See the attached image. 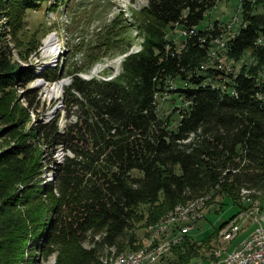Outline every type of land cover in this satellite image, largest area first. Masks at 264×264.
<instances>
[{"label": "trees", "instance_id": "obj_1", "mask_svg": "<svg viewBox=\"0 0 264 264\" xmlns=\"http://www.w3.org/2000/svg\"><path fill=\"white\" fill-rule=\"evenodd\" d=\"M45 1L0 0V117L16 97L15 86L26 87L37 77L50 82L70 77L63 86L64 128L56 115L28 128L21 141L0 154V218L12 208L0 225V251L12 253L5 264L36 262L32 254L24 257L29 235L33 249L55 253L52 264H106L100 255L104 246L114 247L116 256L143 247L136 244L135 222L154 227L178 204L206 194H211L207 204L222 195L239 211L254 200L264 209V44L258 42L264 38V0L243 2L245 26L228 40V59L241 63L234 78L201 69L209 61L210 43L221 32L198 24L222 0H145L131 12V21L117 13L85 49L81 45L90 38L67 43L68 56L37 74L34 64H17L12 49L23 59L38 49L39 29L28 33L26 17ZM60 2H49L46 9L55 10ZM126 21L143 37L137 51L129 52ZM174 30L188 32L180 46ZM112 49L126 54L115 77L85 79L78 74ZM223 82L227 89L219 86ZM37 92L30 87L23 93L27 108L34 109ZM164 93L180 104L167 115L158 112L157 98ZM39 144L50 154L57 147L67 152L53 167V179L43 184ZM20 183L23 190H9ZM243 191L249 192V200H243ZM42 196L50 205L29 214L25 223L15 207ZM143 205L146 210L140 211ZM235 215L201 243L183 235L172 245L174 259L168 264L199 258L202 244ZM97 233L98 239L92 237L86 245L89 234Z\"/></svg>", "mask_w": 264, "mask_h": 264}, {"label": "rangeland", "instance_id": "obj_2", "mask_svg": "<svg viewBox=\"0 0 264 264\" xmlns=\"http://www.w3.org/2000/svg\"><path fill=\"white\" fill-rule=\"evenodd\" d=\"M243 2L244 0H222L217 2L214 7L210 8L205 13L203 19L198 24V28L209 30L219 24L223 27L224 32H228V30L230 29V33L232 31L230 28V20L233 19L234 32H236L240 28V24L236 22L235 19L239 17V19L243 20L241 16ZM47 3L48 2L45 1V3L38 10H28L27 12L26 29L29 33L32 32L35 28H38V36L41 38V44L38 49L35 52L31 53L30 56H28L26 59L19 57L16 49H12L13 59L17 62V64L21 66L34 64L38 70L40 66L45 65L46 63H49L51 61H54L55 63H53V65H56L61 56L64 57V55L67 54L65 51L66 42L69 46H71L77 43L84 42L86 39L90 38V40L86 44L84 43L83 45H81V48L85 49L86 45H88L90 41H94V37L96 36V34L101 33L104 30V27L108 23H110L114 15L120 12L124 17L128 19V21H131V12L141 8L146 4V1L63 0L62 4L58 5L54 10L55 14L52 12V10L46 9ZM126 23L128 24V26L123 30L126 41H130L131 43L129 52L137 51L141 48L143 37L139 34V32L133 25H130L127 21ZM228 24L229 28L226 29V26ZM56 31L59 38L56 34ZM49 32L51 33L46 37ZM174 32L176 33L173 34L175 42L178 46H180L181 39L183 38V36H185V34H183L184 31L174 30ZM50 36L56 37V48L58 49V45L61 44V51L58 50L56 54L45 55L42 50L45 46L46 40ZM10 45H12V43H10ZM215 48L213 52L210 53L211 63L207 66H210L216 57ZM109 51L110 52L108 54L104 55L100 60L94 63L88 72H79V75L85 79H89L93 76L101 79H111L115 77V75L119 72L121 60L126 54H115L113 49ZM218 59L222 60L221 62H219L218 60L220 64L223 63V65H227V67H233L235 66L234 64H236L233 60L228 59L227 57H223L222 55H218ZM240 64H236L237 71H239L238 69L240 68ZM64 80H70V77L65 76L60 80H56V82L46 81L43 78L39 77L38 79L31 81L26 87L15 86L14 90L16 93V97L9 103L10 108L7 111V115L3 118H1L2 116L0 117V154L5 150L10 149L18 141H21V134H25L28 128H31L39 122H49L56 115H59L58 125L61 128H64V124L66 121V118L62 116L64 112V103L62 99L64 91L63 86L65 84L62 82H65ZM69 83L70 81L67 82V84ZM213 85H215V83H213ZM219 86L222 85L220 84ZM30 87L35 88L38 91L37 97L33 102L34 109H31L30 107V109L27 108L26 100L23 98V93L27 88ZM174 87V83L170 81L168 89H172ZM57 88L59 90H57ZM173 98L175 97H173V95L170 93H164L161 97L157 98L159 109L158 112L160 114L167 115L172 111L175 105H180L177 101H174ZM24 110L26 111L27 115L26 120L25 118H23L25 113ZM172 118L174 119V121L173 123H171V127L172 124L174 125L177 121V113L173 114ZM48 149L49 148H43L42 144L37 145V150L39 151L37 152L39 153L38 161L40 164L41 177L43 178L41 184L53 179V167L56 163L62 162L64 155L67 153L62 147H57L51 154V151ZM1 184L2 182H0V185ZM12 186L13 187L9 189L12 192L21 191L24 189V186L21 183L13 184ZM0 191H2L1 186ZM244 194L243 200H249V198H247V194L249 193H246L245 195ZM3 197L4 196L1 193L0 202H2L1 198ZM221 201H224L223 205L221 204ZM245 203L246 205H248L247 208L239 211L238 205L233 204L229 198H223V196L220 195L216 196L211 203L206 205L205 209L201 213L202 218L194 222V227L190 230L191 232L188 233V236H190L193 240H196L198 243H201L202 240H207V237H209V234L213 231L211 229H214L215 226H217L219 223L229 219L234 214L236 215L232 220H229V222L231 221V223L223 228L220 233L218 232L214 239L212 238L209 242L206 241L202 244L203 247L200 250V257L198 258L199 260H201V262L206 256H211V254H213L214 250L216 249L217 257H214L211 261L217 263L218 260H224L220 259V257L226 256L225 248L228 247L227 243L233 242V239L237 236V234L243 235L248 232L250 228H253L250 232L251 235L259 227V223H254V220L257 218H261L264 215V209L262 211L259 210L260 202L258 200H254L253 202L250 201ZM49 205V199L42 196V199H36L30 204L17 205V207H15V212L18 213L23 221L28 224L29 214H31L32 212H39L42 207H45L44 209H47ZM262 205L264 206V203ZM220 208L222 209L220 210ZM11 209L12 208L7 210L8 215ZM139 210L145 211L146 206H141ZM8 215L6 216L8 217ZM204 215H206V217ZM6 216L0 218V225L3 224V221L8 220ZM184 225L185 224H182L180 225V227H183ZM171 226L172 225H169V228ZM177 229L178 228H176L175 226L169 229L165 233L166 235H161L160 241H164L165 239H172V237L177 235ZM155 231L156 226L148 228L146 227L145 221L135 222L134 233L137 240L136 244L140 243L143 247L147 246L149 243V239L152 237ZM99 236L100 234L98 233L95 235L89 234L85 244L89 245L90 239L92 237V239L95 240L98 239ZM226 236H228V239H225ZM248 237L245 239H248ZM244 240L237 243V245H235V247L232 249L240 246ZM34 242L35 241L33 240V237L30 238L29 235L24 247V257L26 256L29 258L32 254L34 258H36V262L32 264H52L55 261V253L46 254L45 250L43 251L33 249L32 247ZM116 254L117 253L114 247L104 246L100 255L103 261L110 262L115 258ZM172 259H174V255L173 253L169 252L162 259H160L158 264H168V262H170ZM11 260L12 253L9 249H7V251H0V264H5L6 262H10ZM211 261L209 264H212ZM25 263L26 262L24 261L22 264ZM30 263L31 260H29L26 264Z\"/></svg>", "mask_w": 264, "mask_h": 264}, {"label": "bare ground", "instance_id": "obj_3", "mask_svg": "<svg viewBox=\"0 0 264 264\" xmlns=\"http://www.w3.org/2000/svg\"><path fill=\"white\" fill-rule=\"evenodd\" d=\"M235 20H236V22H238L240 24L239 27L245 26L244 21L239 19V17L236 18ZM233 21L234 20L231 21L230 28L232 31L230 33H229L230 29L228 30V32H224L223 27L220 26L219 24H217L216 27H218L221 34L217 39L213 40L210 43L211 48L209 50V61L204 63L201 66L202 70H207L208 68H210V66H207V65L211 63L210 53L213 52L214 48L215 47L218 48L221 44V41L229 40L230 36H231V38L236 36L238 30L236 32H234V26H233L234 22ZM214 28H215V26L209 30L212 31ZM228 28H229V24L226 26V29H228ZM183 34L188 35V32H184ZM53 35H55V34H53ZM55 40H56L55 36H50L46 40L45 46L42 50L45 55L56 54L58 52V50L61 51L60 45H58V49L56 48ZM258 42L264 44V38L263 37L260 38ZM227 51H228V46H224L223 47V53H222L223 57L228 56ZM215 55H216V53H215ZM218 60H219V62L222 61L221 59H218V56H217L216 64H220L218 62ZM53 63H55V62L51 61L50 65H53ZM234 63L240 64L239 61L238 62L234 61ZM236 64H234L235 66H233V67H227L226 75L227 74L236 75L239 72L236 70ZM222 65H223V63H222ZM64 81L65 82H62V83L67 84V82H69L70 80H64ZM225 89H227V88H225ZM57 90H59V89L57 88ZM244 193L246 194L249 192L243 191V194ZM210 198H211V194H206L204 197H201L197 200H193V201H190V202L185 203V204H178L171 212H169L167 215H165V217L161 221L158 222V224L156 225V231L154 232L152 237L149 239V243L147 246L141 247L140 249H138L136 251H130V252L122 253V254L118 255L117 257H115L114 259H112L110 262H105V263L106 264H118L121 261L127 260V262H136V264H158L160 259H162L165 255H167L170 252L171 247H173L172 245L175 243L177 244V242L181 239V237L183 235L188 234L190 232V231H185V232H182V231L184 229L190 228V223H194L198 219L202 218L201 213L205 209L207 202ZM263 216L261 218H263ZM182 224H185V225L183 227H180V225H182ZM169 225H173V227L175 226L176 228H178L177 229L178 233L176 232L177 235H175V236L173 235L174 237H172V239H170V240L165 239L164 241H160L161 235L165 234L169 230ZM259 231H260V224H259V227L255 230V232L253 234H251L248 237V239H245L243 242L249 241L252 238V236L256 235ZM225 239H228V236H226ZM243 242L241 243V245L243 244ZM152 246H153V249L151 250ZM150 251H151V253H150ZM245 256H247V248H238L237 252H236V260H243ZM212 264H226V260L225 259L221 260V261L218 260L217 263L212 262Z\"/></svg>", "mask_w": 264, "mask_h": 264}, {"label": "built area", "instance_id": "obj_4", "mask_svg": "<svg viewBox=\"0 0 264 264\" xmlns=\"http://www.w3.org/2000/svg\"><path fill=\"white\" fill-rule=\"evenodd\" d=\"M232 20L233 19L230 20V23ZM230 39H231V36H230ZM227 43H228V40L221 41L220 46L218 48H215L216 57L218 55H222L223 47L227 46ZM216 57L214 61L212 62V64L210 65V68L213 70L221 71L226 78H234L235 77L234 75L226 76L227 65L216 64ZM204 71H207V70H204ZM221 85L224 86V89L227 88V85L224 82ZM233 94H236L234 92V89H232V95ZM254 223L260 224V231L256 235L252 236V238L249 241L243 242L241 246H238L235 249H230V250L226 249V256L220 257V259L226 260V264H264V216L263 218L255 219ZM194 225L195 223L194 224L190 223V228L184 229L182 232L190 231L194 227ZM170 228H173V225ZM238 248H247V256H245L243 260H236V252ZM152 249H153V246L151 250ZM212 257H217V249L214 250ZM118 264H136V262H127V260H125V261L119 262Z\"/></svg>", "mask_w": 264, "mask_h": 264}, {"label": "crops", "instance_id": "obj_5", "mask_svg": "<svg viewBox=\"0 0 264 264\" xmlns=\"http://www.w3.org/2000/svg\"><path fill=\"white\" fill-rule=\"evenodd\" d=\"M205 217H206V215H204ZM208 229H209V227H208ZM252 229L253 228H250L249 229V231L248 232H246L245 234H243V235H238L237 234V236L233 239V242H231V243H227L228 244V247H226L225 249H227V250H230V249H232V248H234L235 247V245H237V243H239L240 241H242V240H244L245 238H247L249 235H250V232L252 231ZM211 230H213V229H211ZM191 232V231H190ZM189 232V233H190ZM211 259L212 258H206V259H204V260H202V262H201V260H199L198 258L197 259H192L190 262L191 263H195V264H209L210 263V261H211Z\"/></svg>", "mask_w": 264, "mask_h": 264}, {"label": "water", "instance_id": "obj_6", "mask_svg": "<svg viewBox=\"0 0 264 264\" xmlns=\"http://www.w3.org/2000/svg\"><path fill=\"white\" fill-rule=\"evenodd\" d=\"M44 66H46V65H44Z\"/></svg>", "mask_w": 264, "mask_h": 264}]
</instances>
